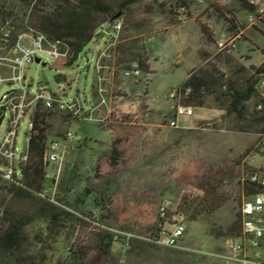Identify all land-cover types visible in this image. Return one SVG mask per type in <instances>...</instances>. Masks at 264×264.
Listing matches in <instances>:
<instances>
[{
    "label": "rangeland",
    "instance_id": "374dc122",
    "mask_svg": "<svg viewBox=\"0 0 264 264\" xmlns=\"http://www.w3.org/2000/svg\"><path fill=\"white\" fill-rule=\"evenodd\" d=\"M38 1L0 0L2 49H12L20 34L35 36L39 32L30 24L33 6ZM43 1L49 9L60 0ZM242 2L105 0L114 14L121 13L122 28L115 39H111L114 31L103 35L99 29V36L83 48L71 65L68 58L52 63L43 59L41 63L34 61L28 65L24 90L30 95H37L39 88L45 86L46 94L90 106L96 96L101 97L97 70L100 64L107 78L102 83V94L107 101L104 108L111 95L126 94L125 88L127 91L141 88L142 94L148 90V102L154 104L155 125L138 142L135 155L125 157L116 150V164L111 162L112 149L92 157L96 145L90 142L72 159L65 141L68 131L73 132L74 141L77 139L71 127L72 119L66 112L47 110L39 103L38 112L46 115L47 140H61L65 158L61 165L46 166V189L27 198L9 192L13 182L4 180L0 174V229L12 214L33 220L25 227L23 250L8 257L0 254V263L214 264L209 254L235 236L236 231L230 229L240 228V209L250 197L247 186H242L238 179L242 174L261 169L264 163V152L258 146L264 132L263 114L257 110L259 99L254 97L244 102L242 114L230 110L233 89L246 87L257 66L251 64L247 68L231 54L217 53V39L236 36L247 26L243 18L251 11L244 8L246 0ZM26 42H30L29 37ZM255 42L264 50V34H259ZM194 49L216 50L215 54L202 55L197 65ZM239 49H246L244 42ZM183 56H187L188 62ZM263 57L258 50L253 62ZM247 60L246 57L244 62ZM133 65L139 67L141 76L125 77L123 72ZM189 65L193 68L187 73ZM201 65L206 67L208 82L201 87L200 98L192 90L182 104L194 108L197 100L201 101L213 116L194 130L171 128L168 119L173 117L178 102L170 100L168 95L174 88L183 87L184 82L172 86L180 83L186 74V80L197 81V66ZM220 71L222 78L215 75ZM3 74L8 75L6 71ZM14 89H20V85H0V99ZM118 110L112 104L110 117ZM127 111V115H133L130 106ZM8 120L6 114L1 124L3 135ZM28 122L29 117H25L18 128L19 153L26 147ZM0 164L6 162L0 158ZM45 196L50 197L57 211L69 213L57 225L46 222L40 211V198ZM164 200H171L172 206L162 219L160 207ZM178 217L184 218L186 227L180 248L157 247L138 238L125 246L120 239H114L113 230L146 237ZM80 249H88L87 256L81 258L82 254L77 253Z\"/></svg>",
    "mask_w": 264,
    "mask_h": 264
},
{
    "label": "built area",
    "instance_id": "2783aa9c",
    "mask_svg": "<svg viewBox=\"0 0 264 264\" xmlns=\"http://www.w3.org/2000/svg\"><path fill=\"white\" fill-rule=\"evenodd\" d=\"M247 4L253 9L248 15V21L252 26L264 25V0H246ZM8 22V21H7ZM104 24L101 32L105 35L114 31L111 39L122 28L121 21L115 20L109 32H105ZM4 41H7L8 35H4ZM30 42H26V38ZM217 53L230 54L235 50L236 44L231 39H223L217 42ZM107 49V48H105ZM70 49L66 43L51 41L47 35L41 32H35V36L20 34L16 38L12 49H2L0 47V85L19 84L20 89L10 90L4 93L0 99V158L6 164H0V174L2 178L9 182H16L23 178L24 165L28 159V145L31 134L35 127V117L38 112L39 103H43L45 109L58 112H66L71 119H93L94 112L104 107L107 103L103 96L104 89L102 83L107 80L103 76L102 66L97 65L98 82L100 83L99 93L101 95L99 102L86 109L83 102L66 101L59 95L46 94V87L41 86L37 95H30L24 90L26 81V69L28 65L39 57L49 62H55L59 58H68ZM105 52H102L104 56ZM6 71L8 75H4ZM222 71L219 72L221 74ZM255 73V72H254ZM125 77L141 76V70L137 65L123 72ZM255 91L259 98L257 110H263L264 103V73L258 75V81L255 85ZM192 89L190 86L174 88L170 91L168 98L178 102L172 118L168 119V126L179 128V120L183 117H191L194 114V108L190 105L182 104V101L189 97ZM6 114H9L6 134L1 133V124ZM25 117H29L27 125V136L25 138L26 147L21 153L17 151L16 141L18 128ZM75 136L72 131L65 134L66 142H73ZM259 150L264 152V132L260 134L258 143ZM65 158V150L62 141L47 140L44 161L48 165H61ZM242 186H247L252 190L250 197L243 201L240 214L241 223L237 234L227 239L219 250H214L209 254L214 264H264V163L262 168L256 171H250L242 174L239 179ZM172 206L171 200H164L160 207V217L166 218L169 209ZM186 227L184 218H175L172 222H166L160 225L146 237H139L132 233L113 230L114 239L123 241L125 246L138 238L157 247L180 248V243L185 235Z\"/></svg>",
    "mask_w": 264,
    "mask_h": 264
},
{
    "label": "trees",
    "instance_id": "16d2710c",
    "mask_svg": "<svg viewBox=\"0 0 264 264\" xmlns=\"http://www.w3.org/2000/svg\"><path fill=\"white\" fill-rule=\"evenodd\" d=\"M244 0H241V2ZM242 2V3H243ZM43 0L38 1L33 6L31 12L30 24L39 32L48 36L51 41H59L66 43L70 49L68 64L71 65L79 56L83 48L93 40L97 35V31L107 23L108 19L114 14L105 0H60L52 5L49 9L44 6ZM244 8L252 11L248 5ZM264 73V63L252 73L251 80L248 85L243 88L233 89L231 95L230 110L241 113L242 104L250 99L257 97L255 91V80L258 75ZM218 78L223 75L216 73ZM183 86H190L193 94L197 99L200 98V90L202 85L194 78L184 81ZM190 102V100H189ZM197 105H202L201 101L197 100ZM189 105V104H188ZM263 114L264 118V103L263 110L258 111ZM49 136L48 127L46 124V115L37 112L35 117V127L31 134L28 145V159L23 169V180L18 184L12 183L8 187L9 192L18 198H27L33 194H40L46 189V164L44 161V153L46 142ZM116 149L111 151V162L116 164ZM252 193V190L247 187ZM40 211H43V216L46 217V222L57 225L63 217L69 214L66 211H57V207L50 201V197L45 196L40 198ZM162 220V219H161ZM30 217L24 215L12 214L2 229H0V254L11 256L17 252H21L24 247L25 227L32 223ZM35 221V219H34ZM237 234L238 229L234 226L230 229ZM131 242L129 243L130 246ZM101 248V247H100ZM77 253H81L84 258L87 256L88 249H80ZM25 260V259H24ZM2 264V263H0Z\"/></svg>",
    "mask_w": 264,
    "mask_h": 264
},
{
    "label": "crops",
    "instance_id": "0c3cea01",
    "mask_svg": "<svg viewBox=\"0 0 264 264\" xmlns=\"http://www.w3.org/2000/svg\"><path fill=\"white\" fill-rule=\"evenodd\" d=\"M248 15L249 14L243 18V22L247 24V26L245 28L242 27L238 35H228L226 38L222 37L217 39V42L223 39H231V41L235 42V50L230 54L236 61L238 60V62H241V64L247 68H250L251 64L257 66L254 71H252V73H254L255 70L264 63V57L263 59L258 60V62H253V55L258 50L262 53V55H264V50L259 48L258 44L255 42L259 34H264V29L262 28V25L252 26L248 21ZM214 39L215 38L212 40L213 44H215ZM242 42L245 43L246 49H239V46ZM194 50L197 51L198 65L199 62H201L202 55L206 56L209 53L215 54L214 50L216 49ZM246 57L248 58L247 63L244 62ZM183 60L188 62L187 56H183ZM242 61L244 63H242ZM167 68H169L171 72H174V69H172L170 66H167ZM192 68L193 65H189L187 73ZM157 69L158 68H156V70L152 73L153 75L157 72ZM205 72H207L206 67H203L202 65L197 66V81L202 85V87L206 84V82H208L207 77H205ZM186 78L187 74L180 83L174 84L172 88L182 84ZM241 81L243 82V80ZM124 92H126V94L111 95L107 99L108 106L106 108H98L93 114V119H72L71 127L77 135V139L75 141L70 143L67 142L69 154L71 155L72 159H74V156L78 154V150L83 149V146L86 142L96 145V150H94L92 157H99L100 152L110 149L118 150L121 152V155L123 154L125 157H131L135 155V150H137L139 146L138 142H141L144 138H146L147 135L152 132L155 125L153 117L154 104L151 105V103L148 102V90L145 94H142L141 88L139 89L136 87V89H130V91H127L125 88ZM99 100L100 97L96 96L92 105H96ZM112 104H115L119 110L113 117H110ZM92 105H85V108L88 109ZM129 106L132 108V116L127 115L129 112L127 109ZM204 106V104H195L193 116L183 117L179 120V129L185 131L194 130L196 127L198 128L200 122L212 117L213 113L209 112V110Z\"/></svg>",
    "mask_w": 264,
    "mask_h": 264
},
{
    "label": "water",
    "instance_id": "95a60500",
    "mask_svg": "<svg viewBox=\"0 0 264 264\" xmlns=\"http://www.w3.org/2000/svg\"><path fill=\"white\" fill-rule=\"evenodd\" d=\"M120 16H121V13L118 12V13L113 14V15L108 19V21H107V23H106V26H105V32H109V31L111 30L113 22H114L115 20H118V19L120 18ZM103 35H105V33H104ZM35 62H37V63H41V59H40L39 57H36V58H35ZM42 64L45 65V63H42ZM0 122H1V120H0Z\"/></svg>",
    "mask_w": 264,
    "mask_h": 264
}]
</instances>
